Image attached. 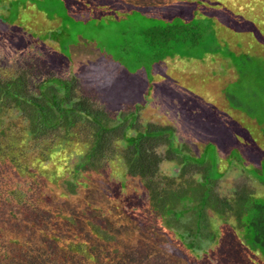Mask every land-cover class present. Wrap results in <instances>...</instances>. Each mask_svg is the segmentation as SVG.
Returning a JSON list of instances; mask_svg holds the SVG:
<instances>
[{
	"label": "trees",
	"instance_id": "obj_1",
	"mask_svg": "<svg viewBox=\"0 0 264 264\" xmlns=\"http://www.w3.org/2000/svg\"><path fill=\"white\" fill-rule=\"evenodd\" d=\"M67 1L97 19H113L124 7L141 9L144 2L171 8L166 20L187 21L191 12H174L177 0ZM190 25L181 24L185 31L192 30ZM173 28L166 22L140 36L156 33L161 40ZM10 36L0 32V45L7 51L14 52V45L24 55L32 52L30 36L19 33L14 44ZM203 50L199 58L217 54ZM40 55L34 56V75L23 70L0 79V264H264V179L254 176V188L237 186L230 195L218 192L236 148L220 165L201 153L191 156L172 144L174 125L140 124L141 105L110 117L96 101L79 95L76 77L51 74V63ZM54 55L55 67L67 70L64 57ZM168 57L174 59L166 55L159 61ZM157 78L152 76L153 85ZM182 99L191 109L190 100ZM203 102L198 99L199 105ZM208 104V122L216 125L214 113L220 110ZM169 112L163 113L168 119ZM179 114L172 117L176 123ZM224 117L222 124L230 126ZM231 120L244 137L240 123ZM198 123L197 137L213 140V132ZM185 125L190 131L192 124ZM228 132L233 130L227 129L221 140ZM241 157L237 154L238 163L244 161ZM262 157L263 150L252 163L263 175ZM58 158L62 161L57 163ZM164 161L177 165L176 175L161 172Z\"/></svg>",
	"mask_w": 264,
	"mask_h": 264
},
{
	"label": "rangeland",
	"instance_id": "obj_2",
	"mask_svg": "<svg viewBox=\"0 0 264 264\" xmlns=\"http://www.w3.org/2000/svg\"><path fill=\"white\" fill-rule=\"evenodd\" d=\"M144 3L141 9L124 7L115 11L113 19L109 15L97 19L67 0H0V32L5 30L7 36H13V44L17 34H27L32 50L29 55H24L14 45V52L0 45V79L15 77L23 70L34 75L33 68L37 63L34 56L40 55L41 49L44 53L38 57L49 61L54 72L49 68L47 71L59 73L63 78L76 77L79 95L96 101L110 117L114 118L122 111H133L134 105H141L137 116L140 124L174 125V147L184 149L183 152L194 157H199L202 152L210 162L218 157L225 161L231 148H236L237 152L231 151L230 156L234 158L220 181L218 192L222 196L230 195L237 186L254 188L257 182L254 176L258 180L264 179V173H258L260 167L252 163L253 157L258 159L259 153L264 151V0H177L173 11L184 14L191 10L187 21L166 20L165 14L170 15L171 8ZM160 9L161 14L154 15ZM238 21L240 24L233 29L231 25ZM166 22L174 28L161 38H166L165 42H161L156 33L140 36V32L164 26ZM181 24H191L192 30L185 31ZM17 28L23 31L16 32ZM196 39L198 43H195ZM35 44H39L40 49ZM140 45L147 51H141ZM47 46L50 51L46 50ZM230 46L241 51H234ZM203 49L214 50L217 54L199 58ZM56 53L66 58H61V62L68 66L67 70L55 67ZM231 54L237 57L232 58ZM166 55L175 59L168 57V60L159 61ZM154 75L158 77L156 86L152 84ZM162 79L165 82H160ZM29 80L32 84L37 82L35 77L30 76ZM30 87L36 88L35 85ZM211 94H221L226 100L232 98L228 103L244 116H237V119L228 116L226 122L230 126L226 127L222 124V117L225 118L227 112L224 115L216 111L214 116L218 123L212 126L215 137L209 142L211 138L197 137L195 131L199 128L200 115L206 116L204 123L212 115L206 113L208 102L204 101L203 107L198 99L204 100L202 97ZM182 98L190 100L191 109ZM195 109L192 115L185 113ZM167 111H170L169 119L163 115ZM177 111L180 112L178 123L172 118ZM231 119L240 123L244 137L236 132ZM185 123L192 124L193 133L185 129ZM180 124L184 129L179 127ZM227 129H232L233 133L228 132L219 141L217 157L214 141L218 142ZM234 134L238 135L236 142L240 146L250 147L251 141L252 148L239 149L237 143L234 144ZM207 142L208 149L203 152V145ZM237 153L242 155L243 164L238 163ZM60 161L62 159L58 158L56 162ZM246 169H250L251 174ZM178 170L175 163L164 161L161 166V172L168 176L176 175Z\"/></svg>",
	"mask_w": 264,
	"mask_h": 264
},
{
	"label": "crops",
	"instance_id": "obj_3",
	"mask_svg": "<svg viewBox=\"0 0 264 264\" xmlns=\"http://www.w3.org/2000/svg\"><path fill=\"white\" fill-rule=\"evenodd\" d=\"M230 31V30H229ZM231 32V31H230ZM230 48L232 49V50H234V51H236V50H239V51H241L238 47H235V46H230ZM212 58H215V57H211L210 59H212ZM175 59V58H174ZM173 59V60H174ZM209 59V58H208ZM203 64V63H202ZM231 67H228L227 69H230ZM214 88H215V86H214ZM202 99H204V101H206V102H208V103H212V102H214L213 104H215L216 105V107H217V109H219L220 110V112H222L223 114L225 113V112H227V115L229 116V117H231V118H234V119H237L236 117L237 116H244V113H242V112H240V111H238V110H234V108H230V106H229V104L227 103V98H226V96H223V95H221V94H217V96H214V95H210V96H204V97H202ZM246 116V115H245ZM246 117H248V116H246ZM249 118V117H248ZM250 119H252V118H250ZM201 122H202V124L204 125V127H205V129H207L209 132L211 131L212 132V126L214 125V124H212L211 123V121H209V122H207V123H204V120L203 119H201ZM239 123V122H238ZM215 126V125H214ZM238 137V135H236L234 138H233V140H234V144H236V138ZM221 140V137L219 138V140H218V142H216V141H214V145H216L215 146V149H216V152H217V157H218V151H217V149H219L220 148V145L218 144L219 143V141ZM245 143V142H244ZM234 144H233V146H234ZM249 144H251V145H253V142H250ZM206 145H208V143H206V144H204L203 145V149H202V151L204 150V147L206 146ZM251 145H250V147H251ZM237 146L239 147V149H243V148H240V147H243V146H245V144H243V146H240L239 144H237ZM232 148H234V147H232ZM252 148V147H251ZM243 152V151H242ZM201 154H202V152H201ZM238 155H241L240 153H237ZM242 158V157H241ZM219 161H220V163H219ZM218 163H219V165L222 163V160H221V158L219 159V157H218ZM241 163L243 164L244 162L243 161H241ZM250 170V169H249ZM246 171H247V169H246Z\"/></svg>",
	"mask_w": 264,
	"mask_h": 264
}]
</instances>
